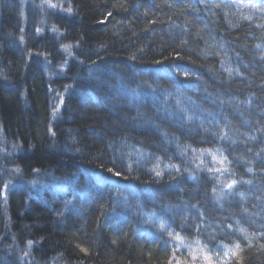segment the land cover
Wrapping results in <instances>:
<instances>
[{"label": "trees", "instance_id": "obj_1", "mask_svg": "<svg viewBox=\"0 0 264 264\" xmlns=\"http://www.w3.org/2000/svg\"><path fill=\"white\" fill-rule=\"evenodd\" d=\"M262 57L264 0H0V264H264Z\"/></svg>", "mask_w": 264, "mask_h": 264}, {"label": "snow or ice", "instance_id": "obj_2", "mask_svg": "<svg viewBox=\"0 0 264 264\" xmlns=\"http://www.w3.org/2000/svg\"><path fill=\"white\" fill-rule=\"evenodd\" d=\"M51 6H52V7H55V5H51ZM66 47H70V46H66ZM258 47H259V46H258ZM262 58H264V57H262ZM224 160H226V157L223 158V159H221V160L219 161V163L223 164V163H224ZM216 170H217V171H220V169H216ZM109 171L112 172L113 170H112V169H109ZM249 171H251V169H249ZM113 174L116 175V176H119V175H120L119 172H114ZM157 175H160V173L157 172ZM235 183H236V181H233L232 184L227 185V187H228V188H232L233 185H234ZM29 243H31V242H29ZM239 250H240V245L237 243V244L235 245V248L232 249V250H230V251H232V254H233V255H237L238 252H239ZM206 259H208V258L206 257ZM209 264H211V261H210V260H209Z\"/></svg>", "mask_w": 264, "mask_h": 264}, {"label": "rangeland", "instance_id": "obj_3", "mask_svg": "<svg viewBox=\"0 0 264 264\" xmlns=\"http://www.w3.org/2000/svg\"><path fill=\"white\" fill-rule=\"evenodd\" d=\"M221 159H218V160H216L215 162H214V166H216V168L218 169H222L224 166H223V164H221V163H219V161H220ZM218 161V162H217ZM223 166V167H222ZM12 185V184H11ZM7 191H8V188H5L4 187V190H3V196H6V193H7ZM6 251H8V250H6Z\"/></svg>", "mask_w": 264, "mask_h": 264}]
</instances>
